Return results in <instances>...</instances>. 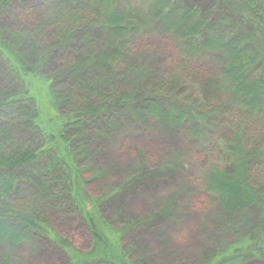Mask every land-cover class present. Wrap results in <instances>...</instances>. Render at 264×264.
Returning <instances> with one entry per match:
<instances>
[{
    "label": "trees",
    "instance_id": "obj_1",
    "mask_svg": "<svg viewBox=\"0 0 264 264\" xmlns=\"http://www.w3.org/2000/svg\"><path fill=\"white\" fill-rule=\"evenodd\" d=\"M9 1L0 0V12L7 8ZM58 1L59 8L71 12L63 15V10L58 11L65 20L72 17V21L83 23L78 18L90 20V17L105 15L107 30L125 32L126 37L108 53L105 51L106 59L97 65V72L102 73L97 75L98 80H91L93 75L86 71L92 58L78 54L83 35L90 26L57 32L55 49L64 50L71 61L64 66L62 77L61 74L51 75L45 80L41 71L55 49L45 55L41 64L29 66L17 53V46L10 47L0 37V73L4 65L6 69L2 75L8 81L7 87H0V247L4 244L17 246L39 235L60 244L44 208L59 207L60 200L68 198L70 202L64 201L65 206L74 203L82 209L94 238V246L87 253L78 254L72 250L71 264H131L121 249L120 235L116 236L112 228L101 222L95 214L97 206L90 211L85 201L89 194L76 158L79 138L87 130L88 117L97 118L111 111L115 113L116 108L131 107L139 114L163 121L162 110L171 102L167 106L172 109L167 110L176 113L178 120L192 123L196 130L202 129L205 117L217 118L221 112L229 118L231 124L225 128L221 126L224 132L212 147L222 167L209 173L211 190L218 195L219 204L227 213L243 212L257 205L263 210L255 231L258 237L251 234L238 246L218 255L211 264H236L264 258V185L255 177L256 173L264 175V0H216L224 11H229L226 13L232 14L230 19L222 20L212 19L211 12L202 13L200 9L172 4L169 0H142L149 16L130 7L131 4L119 13L116 0ZM93 13L96 15L90 16ZM130 17L135 18L139 26L154 20L158 26L164 25L174 31L180 44L190 51L182 50L181 60H189L190 55L197 57L207 50H222L221 55L226 60L222 76L212 71H194L192 65L184 61L164 81L154 82L148 80L149 77L139 79L131 94L119 97L113 109L107 103V107L103 104L104 108L95 111L94 100L104 102L96 97L104 95L101 91L105 81L113 75L112 64L124 59L130 44L128 35L137 33ZM125 22L131 27L126 26L124 31L120 25ZM48 25L46 23V29ZM20 39L24 42L20 44L30 45L25 36ZM37 49L33 48V56L38 55ZM187 77L197 87V96L183 98L184 102H180L179 92L182 91L178 88L184 79L189 80ZM62 78L67 80L63 85L60 84ZM58 85L68 86L66 96L56 88ZM18 119L31 127L29 139L23 136L21 139L15 132L10 134ZM27 170L33 172V179L27 177ZM25 181L32 195L29 193L24 198L27 200L19 201L16 198L22 190L19 185ZM66 251L71 253L68 247Z\"/></svg>",
    "mask_w": 264,
    "mask_h": 264
},
{
    "label": "rangeland",
    "instance_id": "obj_2",
    "mask_svg": "<svg viewBox=\"0 0 264 264\" xmlns=\"http://www.w3.org/2000/svg\"><path fill=\"white\" fill-rule=\"evenodd\" d=\"M169 1L200 9L202 13L211 12L214 20L230 19L232 15L226 13L229 11H224L216 0ZM129 5L149 16L142 0H116L119 13L127 10ZM59 6L58 0H10L7 8L0 12L2 42L10 47L17 46V53L25 64L39 65L45 55L56 48L57 32L90 26L83 35L78 54L92 58L86 71L93 75L91 80H98L102 74L97 72L99 61L106 59L104 55L123 40L126 33L110 32L107 30L109 25H104L105 15L94 16L96 13L90 14L94 16L90 20L78 18L83 23L72 21V17L65 20L58 11L63 10V15L71 12ZM130 20L136 25L137 33L128 35L130 44L125 57L121 51L124 59L119 64H112L113 75L105 81L101 91L104 95L96 97L104 102H95V99V111L107 103L113 109L118 105L119 97L131 94L139 79L149 77L147 79L154 82L164 81L184 61L198 72L212 71L222 76L225 71L222 50H207L197 57L190 55L189 60H181L185 49L174 31L164 25L158 26L154 20L148 21L152 26L148 22L139 26L133 17ZM46 23L50 26L48 29ZM127 23L120 25L121 30L131 27ZM24 36L29 46L20 44L24 43L20 39ZM31 46L38 47L37 56H33ZM66 56L64 50L55 49L41 71L42 79L60 74L62 77L64 66L71 61ZM3 66L2 73L6 69ZM2 73L0 87H7L8 81ZM187 78L189 80L184 79L178 88L182 91L179 92L180 102H184L183 98L197 96V87ZM60 81L63 85L67 80L62 78ZM66 85L56 86L63 97L67 95ZM169 103L162 110L163 121L139 114L131 107L116 108L115 113L111 111L97 118H87V130L79 138L80 149L76 154L79 173L86 180L85 188L89 194L85 201L90 211L97 206L95 214L101 222L112 228L116 236L120 235L121 249L131 264H211L228 248L238 246L251 234L255 236L263 210L257 205L243 212L227 213L221 208L218 195L211 190L209 173L222 167L212 147L224 132L222 127L231 124L229 118L221 112L217 118L205 117L202 129L196 130L192 123L178 120L176 113L167 110ZM15 112L19 113L18 110ZM30 128L18 119L10 134L15 132L20 138L29 139ZM26 172L27 177H35L31 176L32 171ZM255 177L264 185L263 174L256 173ZM19 186L22 190L16 198L27 200L24 198L29 193L32 195L28 181ZM64 201L70 202L65 198L60 200L59 207L44 208L60 244L44 235L13 247L4 244L0 247V264H71L72 250L78 254L90 251L94 238L82 209L74 203V207L65 206ZM98 225L101 227L100 223ZM236 264H264V258L256 257Z\"/></svg>",
    "mask_w": 264,
    "mask_h": 264
}]
</instances>
